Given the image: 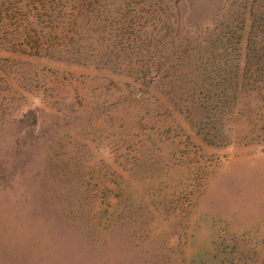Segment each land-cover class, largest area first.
Wrapping results in <instances>:
<instances>
[{
  "label": "rangeland",
  "instance_id": "obj_1",
  "mask_svg": "<svg viewBox=\"0 0 264 264\" xmlns=\"http://www.w3.org/2000/svg\"><path fill=\"white\" fill-rule=\"evenodd\" d=\"M0 264H264V0H0Z\"/></svg>",
  "mask_w": 264,
  "mask_h": 264
}]
</instances>
